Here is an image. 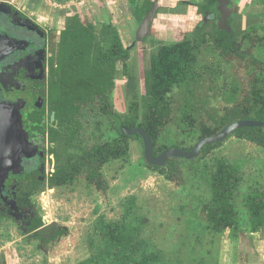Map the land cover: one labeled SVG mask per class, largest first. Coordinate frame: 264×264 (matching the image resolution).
Wrapping results in <instances>:
<instances>
[{
	"label": "rangeland",
	"instance_id": "rangeland-1",
	"mask_svg": "<svg viewBox=\"0 0 264 264\" xmlns=\"http://www.w3.org/2000/svg\"><path fill=\"white\" fill-rule=\"evenodd\" d=\"M262 11L260 4L254 10ZM259 17L263 19L264 14ZM167 32L158 41L180 40L187 33L174 27ZM156 42L149 38L130 48L129 64L138 77L141 95L145 92L142 74L150 66ZM238 44L245 56L222 52L209 29L191 71L171 93L172 114L156 144L161 152L176 144L190 150L201 139L202 123L220 131L252 105L253 81L257 76L264 78V20L257 29L249 27L246 35H240ZM125 84L120 64L112 97L113 113L123 118L129 104ZM109 132L107 128V136L113 137L114 131ZM125 144L127 154L110 159L101 168L104 188L90 182L84 170L68 184L52 185L50 181L48 188L36 194L41 213L63 234L45 247L34 239H18L13 246L29 243L31 249L22 258L52 259L56 264L264 262V225L253 230L250 209L260 199L264 216L263 145L232 134L196 158H177L182 174L172 181L148 166L142 138H129ZM225 163L234 166L238 178L232 207L226 209L233 212L236 232L231 227L218 229L204 211L213 198L211 177ZM112 230L119 233L115 239ZM17 231L12 224L1 225L0 244L17 239Z\"/></svg>",
	"mask_w": 264,
	"mask_h": 264
},
{
	"label": "trees",
	"instance_id": "trees-1",
	"mask_svg": "<svg viewBox=\"0 0 264 264\" xmlns=\"http://www.w3.org/2000/svg\"><path fill=\"white\" fill-rule=\"evenodd\" d=\"M130 1L134 14L140 21L144 19L154 4L152 0ZM261 1L264 2V0ZM217 4L218 0H204L197 5L198 11L202 15L216 12ZM209 27L212 28L217 48L230 55L245 56V53L240 52L238 31L233 29V32L229 33L220 30L217 22L202 20L193 31L185 33L182 39L171 42L158 41L160 39L154 36V39H157V46L151 54L149 68L142 74L145 92L141 95L138 89V77L132 74L129 64L131 50L125 46L118 28L110 21L95 24L84 22L78 15L71 16L62 32L60 43V65L58 80L55 81L60 85L59 91L62 93V98L57 101L58 114L65 121L67 114L72 111L71 117L74 118L79 114L78 111L83 105H86L85 107H88L90 112L97 109L101 111L103 108L104 114L102 116L98 114L99 116L97 115L94 120L93 127L98 133V143L85 149L80 144L76 145L75 141L81 131L86 130L84 122L75 124L73 120L71 121L72 126L66 131L65 151L62 156L58 155V165L51 184H68L85 170L90 182L95 183L97 187L104 188L102 166L112 158H120L127 154L129 151L125 144L127 139L141 138L138 134L134 136L124 134L119 122L127 128L142 127L155 144L154 154L159 155L161 151L156 144L172 114L171 93L191 71L198 50L208 39ZM120 64L127 78L125 91L129 103L124 118L116 114L113 117L110 116L107 109L109 95L116 88V74ZM252 94L254 98L252 105L240 111L233 122L245 119L264 121V78L255 77ZM82 110H85L84 107ZM76 125L78 128H75ZM110 126L112 129L109 128ZM107 128L110 132L114 131L113 137L107 136ZM218 132V129L210 128L205 123L201 125V138L215 135ZM232 134L245 135L264 146L263 126L240 128ZM53 140H56L55 136ZM221 143L206 145L202 151L210 150ZM181 146L180 144L174 145V147ZM176 159L170 158L166 166H156L149 162L147 164L164 174L167 179L174 181L177 180L178 174H182ZM183 160L190 159L183 158ZM237 183L238 178L234 166L226 163L221 164L211 177L213 198L211 204L205 206L204 211L208 221L218 229L231 227L235 232L239 229L233 212L226 211L227 208L232 207L231 196ZM260 203H262L260 199H255L250 206L254 231L264 225ZM41 223L42 220L39 219L34 229ZM61 233L62 231H59V234ZM111 234L115 239L119 233L112 230ZM144 264L147 263L144 261Z\"/></svg>",
	"mask_w": 264,
	"mask_h": 264
},
{
	"label": "flooded vegetation",
	"instance_id": "flooded-vegetation-1",
	"mask_svg": "<svg viewBox=\"0 0 264 264\" xmlns=\"http://www.w3.org/2000/svg\"><path fill=\"white\" fill-rule=\"evenodd\" d=\"M254 2L251 6L253 11L247 13L230 0L231 14L228 18L230 30L219 28L221 18L218 11L219 1L217 11L202 15V20L217 22L220 30L229 33L235 29L240 38V35L247 34L249 27L257 29L264 20L259 17L264 11L254 12L256 6L259 4L264 6V2L261 0ZM16 11H19V14H16ZM211 27L208 30L212 29ZM63 31L64 29L49 30L14 6L11 15L0 12V33L6 32L11 39L20 41L16 51L0 62V95L4 102L19 104L18 107L24 104L23 128L28 134L26 154L20 165L15 167L19 173L11 171L4 180L0 175V226L12 224L19 230L15 233L17 238L34 239L44 247L56 240L63 231L55 223L52 224L53 227L50 226L51 221L41 213L35 196L50 186L58 165V155L62 156L65 151L66 131L72 126L71 121L73 120L75 124L84 122L86 130L81 131L75 141L76 145L80 144L85 149L98 143V133L93 127L94 120L98 114L101 116L104 114L103 108L100 107L101 111L97 109L90 112L86 105L81 106L79 114L74 118L71 117L70 111L65 121L58 114L57 101L62 98V93L59 91L60 85L55 81L58 80ZM147 39L149 38H144L145 41ZM140 42L142 41L136 38L127 47H134ZM112 94L109 95L107 109L109 115L113 117ZM54 136L56 140H53ZM39 219L42 223L34 229ZM59 231L62 233L59 234Z\"/></svg>",
	"mask_w": 264,
	"mask_h": 264
},
{
	"label": "crops",
	"instance_id": "crops-1",
	"mask_svg": "<svg viewBox=\"0 0 264 264\" xmlns=\"http://www.w3.org/2000/svg\"><path fill=\"white\" fill-rule=\"evenodd\" d=\"M202 1L160 0L161 7L155 20V36L161 40L172 27L183 28L186 32L193 31L203 18L197 6ZM231 1L247 13L252 12L251 6L255 3V0ZM12 4L49 30L65 29L67 20L74 15L95 24L110 21L118 28L127 46L135 41L143 21L135 16L130 0H13ZM18 239L20 240L17 238L6 245L0 244V264H56L52 259L36 262L34 259L22 258L23 252L30 253L31 249L29 243H24L19 248L13 246ZM253 264L264 262L259 260Z\"/></svg>",
	"mask_w": 264,
	"mask_h": 264
},
{
	"label": "water",
	"instance_id": "water-1",
	"mask_svg": "<svg viewBox=\"0 0 264 264\" xmlns=\"http://www.w3.org/2000/svg\"><path fill=\"white\" fill-rule=\"evenodd\" d=\"M12 1L0 0V12L11 15L13 13ZM218 1V11L221 14L219 28L230 30L228 25V18L231 14L230 0ZM160 7V0H155L137 31V40L154 38L155 20ZM16 14H19V11H16ZM19 44V40L11 39L6 32L0 33V62L14 53ZM18 105L4 102L0 95V175L3 180L9 176L11 171L19 173L18 168L16 169L15 167L20 165L24 154H26L28 134L23 128L22 106L24 104L20 107ZM119 124L124 134L131 136L140 135L144 142V153L147 162L156 166H166L170 158L193 159L201 153L206 145L223 142L237 129L256 126L264 127L263 120L245 119L234 121L225 126L217 134L201 138L190 150L181 147H170L159 155H155V144L151 136L142 127L127 128L121 122Z\"/></svg>",
	"mask_w": 264,
	"mask_h": 264
}]
</instances>
